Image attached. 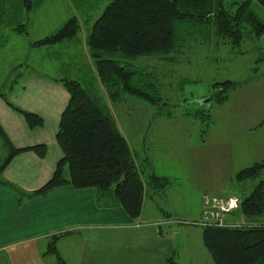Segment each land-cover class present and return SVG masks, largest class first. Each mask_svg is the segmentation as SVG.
Wrapping results in <instances>:
<instances>
[{
	"label": "trees",
	"instance_id": "16d2710c",
	"mask_svg": "<svg viewBox=\"0 0 264 264\" xmlns=\"http://www.w3.org/2000/svg\"><path fill=\"white\" fill-rule=\"evenodd\" d=\"M13 1L0 0V14H7L0 16V30L12 29L16 33L28 34L29 13L39 0H21L19 5ZM71 1L78 13L67 17L46 35L34 39L32 45H49L75 38L85 21L90 26L86 42L96 73H90L88 77L91 79L85 82L69 76L56 77L70 92L56 131L63 154L53 175L38 188L23 191L1 175L16 154L33 149L44 156L47 144L16 146L0 123L4 142L11 149L0 161V184L18 188L22 198L46 194L66 183L78 188L91 186L96 190L100 206H121L130 217L138 218L146 194L144 172L136 162L135 151L120 129L112 108L103 100L101 86H105L109 98L115 103L129 94L158 108L169 105L164 102L161 78L155 71H145L144 67L135 65L129 60L133 58L131 56L150 55L173 61V54L182 51L193 40L211 41L215 32L238 43L247 35L260 36L264 32V18L252 6V0ZM257 1L264 7V0ZM216 85L219 88L211 98L223 102L239 81L225 79ZM2 95L24 115L30 127L44 124L43 115L15 104L5 93ZM194 113L203 117L205 110L200 108ZM235 177L237 180L255 179L257 183L249 193L238 198L236 207L227 212L226 224L201 223L204 207L201 218L191 223H200L203 243L216 264H264V220H261L264 214V158L239 169ZM169 183L166 175L148 174L147 184L154 191ZM206 194L210 193H205L204 198ZM237 208L246 216L245 222L227 218L229 213H236ZM255 218L258 221H254ZM166 219L173 218L166 215ZM161 223L159 230L165 233L167 229ZM60 235L55 234L51 241V250L57 256L60 254L56 238ZM59 258L64 264V259ZM168 263L179 264L173 253L168 256Z\"/></svg>",
	"mask_w": 264,
	"mask_h": 264
},
{
	"label": "rangeland",
	"instance_id": "374dc122",
	"mask_svg": "<svg viewBox=\"0 0 264 264\" xmlns=\"http://www.w3.org/2000/svg\"><path fill=\"white\" fill-rule=\"evenodd\" d=\"M20 2L14 0L13 4L19 5ZM69 5L72 6L71 3ZM252 6L264 18V7L257 0H252ZM45 7L53 9L47 11L46 18L61 14L65 19L74 14L64 0H45ZM88 27L83 21L80 31L83 38ZM5 31L14 36L8 39L6 35H0V91L15 104L43 117L45 115L44 124H48L43 133L57 142L54 119L61 116L70 92L65 84H57L49 76L42 80L36 70L31 69L34 66L41 72L79 78L85 82L96 70L93 59H89L86 47L78 40L77 49L76 45L68 42L60 44L61 53L44 56L39 65L36 57L41 61L43 56L36 55L37 49L31 52L30 59L19 55L24 36L12 29H3ZM131 57L129 60L135 65L144 67L145 71H155L161 78L164 102L169 105L158 108L129 94L115 103L104 85L101 86L103 100L112 108L120 129L128 135L136 162L144 172L142 176L146 185L148 174L152 172L170 179L164 188L151 190L152 197L148 198L146 207L151 213L149 209L156 205L158 215L164 220L162 227L168 229L167 235L176 243V249H173L175 259L179 264H203L199 258L201 260L203 251L208 249L203 243L201 225L191 223L201 218L200 211L204 207V190L201 187L210 194L241 197L257 183L251 178L237 180L235 175L242 167L261 158L258 157L262 152L260 149L250 151L252 143L255 142L256 148L264 144L261 139L264 125L249 129L250 125L264 118V32L260 36L247 35L238 43L215 32L211 41L203 38L193 40L182 51L173 54V61L150 55ZM17 68L19 71L30 68V72L26 71L17 78ZM225 79L238 80L239 85L225 101L212 99V93L219 88L216 82ZM2 93L1 99L6 100ZM5 102L8 103L7 100ZM200 108L205 110L203 117L194 113ZM157 110L160 113L157 114ZM0 123L13 142L11 133ZM244 150H249V153L245 154ZM10 152L0 132V161ZM166 215L173 219L167 220ZM228 215L229 219L245 222L246 216L238 208L236 213ZM253 220L258 221V218ZM261 220H264V214ZM0 264L8 263L2 260Z\"/></svg>",
	"mask_w": 264,
	"mask_h": 264
},
{
	"label": "crops",
	"instance_id": "0c3cea01",
	"mask_svg": "<svg viewBox=\"0 0 264 264\" xmlns=\"http://www.w3.org/2000/svg\"><path fill=\"white\" fill-rule=\"evenodd\" d=\"M64 1L70 9H73L72 13H78L71 0ZM70 3L72 6L69 5ZM50 10L53 11L45 7V0H39L30 11L27 24L29 33H18L24 36L19 55L29 56L30 59L31 52L36 48V55L43 56L41 61L40 57H36L40 65L44 56L61 53L63 49L59 47L60 44L68 42L76 45L77 49L78 43L82 42L91 60L86 42L87 33L84 38L79 34L75 38L48 46L32 45L34 39L51 32L68 17L64 19L58 14L46 18L45 14ZM41 14L44 16H40ZM54 20L56 22H52ZM1 34L6 35L8 39L14 36L13 33L3 30H0ZM2 42L4 44V41ZM34 70L42 80L46 79L45 76H49L53 82L64 84L56 79L63 77L62 75L41 72L40 68L33 66L31 71ZM26 71L30 72V68L20 71L17 68V77H21ZM1 98L0 95V121L11 133L14 144L16 146L40 142L47 144L44 156L33 149L23 150L12 158L2 173L6 180L28 192L43 185L53 175L63 151L56 139L44 135L47 122L42 126L30 127L24 115ZM60 117L54 119L55 133ZM263 120L262 117L256 124L250 125L249 129L264 125L261 123ZM125 136L128 138L127 134ZM261 139L264 141V135ZM255 146V142L252 143L250 151L261 150V153L256 154L261 157L260 159L264 158V144L257 148ZM244 152L247 154L249 150ZM201 188L204 194L208 192L206 188ZM152 189L149 185L146 186L142 213L138 218H132L121 206H100L96 200V190L91 186L78 188L66 183L56 186L46 194L22 198L18 188L0 184V261H7L8 264H61L59 257H62L64 264H169L168 256L173 253V249H176V243L167 235L168 229L165 233L160 232L159 223L163 219L161 220L158 215L156 205L152 206L153 208L149 209L151 213H148L146 206L149 204L148 198L152 197L150 193ZM230 195L236 196L234 198L237 199V206L239 197ZM189 212L191 214L192 210ZM57 233L61 234L56 238L60 256L51 250V241ZM199 262L216 264L209 250L203 251Z\"/></svg>",
	"mask_w": 264,
	"mask_h": 264
},
{
	"label": "built area",
	"instance_id": "2783aa9c",
	"mask_svg": "<svg viewBox=\"0 0 264 264\" xmlns=\"http://www.w3.org/2000/svg\"><path fill=\"white\" fill-rule=\"evenodd\" d=\"M236 199L230 195L206 194L201 223L226 224L225 216L236 206Z\"/></svg>",
	"mask_w": 264,
	"mask_h": 264
}]
</instances>
